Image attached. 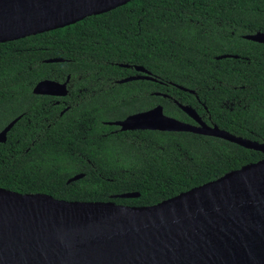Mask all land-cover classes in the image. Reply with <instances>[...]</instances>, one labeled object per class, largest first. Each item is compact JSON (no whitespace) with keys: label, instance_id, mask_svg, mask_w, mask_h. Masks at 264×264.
<instances>
[{"label":"trees","instance_id":"1","mask_svg":"<svg viewBox=\"0 0 264 264\" xmlns=\"http://www.w3.org/2000/svg\"><path fill=\"white\" fill-rule=\"evenodd\" d=\"M257 32L264 33V0H135L0 44V131L21 116L0 144V188L153 206L262 160L263 154L219 138L112 133L119 128L104 124L158 104L166 115L192 123L174 102L154 95L159 92L230 134L264 144V45L243 38ZM222 55L238 58L217 59ZM135 66L158 81L119 84L138 74ZM68 76L69 95L60 105L33 94L39 82ZM132 192L140 197H116Z\"/></svg>","mask_w":264,"mask_h":264},{"label":"water","instance_id":"2","mask_svg":"<svg viewBox=\"0 0 264 264\" xmlns=\"http://www.w3.org/2000/svg\"><path fill=\"white\" fill-rule=\"evenodd\" d=\"M133 1L0 0V44L63 29ZM243 38L264 45L262 32ZM226 58L238 57H217ZM135 71L140 74L118 83L158 81L144 67ZM69 81L70 76L64 83L43 80L33 93L67 97ZM177 105L197 125L166 115L162 106L110 125L214 137L264 155V144L209 126L192 107ZM17 121L0 132V144ZM116 197L135 199L140 193ZM0 264H264V159L153 206L66 201L0 188Z\"/></svg>","mask_w":264,"mask_h":264},{"label":"flooded vegetation","instance_id":"3","mask_svg":"<svg viewBox=\"0 0 264 264\" xmlns=\"http://www.w3.org/2000/svg\"><path fill=\"white\" fill-rule=\"evenodd\" d=\"M136 67V66H135ZM134 67V68H135ZM138 74H140V73H138ZM137 74V75H138ZM136 76V75H135ZM68 78V77H67ZM67 80V79H66ZM70 80H71V77H70ZM62 83H64V82H62ZM69 84H70V81H69V83H68V90H69ZM37 85V84H36ZM176 88H178L179 89V87H181V86H179V85H174ZM35 88V87H34ZM184 88V87H183ZM186 89V88H185ZM34 90V89H33ZM187 90H189V89H187ZM181 91H183V90H181ZM191 90H189L188 92L190 93V94H192L191 92H190ZM184 92H186V91H184ZM194 92V91H193ZM34 94V93H33ZM193 94H195V92L193 93ZM35 95V94H34ZM69 95V94H68ZM154 95L156 96V97H161V98H164V99H169V100H171L172 102H174V104L175 105H177V104H181L178 100H175L173 97H171V96H169V95H167V94H163V93H154ZM36 96H41V95H36ZM41 97H49V98H51V99H49V101H51V104H56V105H60V100H59V98L60 97H55V96H41ZM63 98H66V97H63ZM65 105L67 104V102H63ZM183 105V104H182ZM157 106H162L163 107V105H161V104H158V105H156L155 107H157ZM178 106V105H177ZM185 106H190V105H185ZM155 107H153V108H151V109H154ZM190 107H192V106H190ZM164 108V107H163ZM178 108H179V106H178ZM195 111H196V113L198 114V116L201 118V120L204 122V123H206L207 125H209V126H214V125H216V124H214V123H212V122H210V119H209V122H207V121H205L204 120V116L203 115H200L198 112H197V110L194 108V107H192ZM69 109V106H66V108L65 109H63L61 112H60V115H63V113L65 112V111H67ZM151 109H149V110H151ZM180 109V108H179ZM149 110H145V111H142V112H146V111H149ZM142 112H138V113H142ZM164 112H165V109H164ZM138 113H136V114H138ZM131 115H134V114H131ZM131 115H129V116H131ZM187 115V114H186ZM129 116H127V117H129ZM188 116V115H187ZM126 117V118H127ZM171 117V116H170ZM20 118H21V116L20 117H18V118H16V119H14L13 121H15V120H20ZM125 118V119H126ZM188 118L192 121V123L191 122H186V121H182V120H180V121H182V122H185V123H190V124H193V125H197V123L193 120V119H191L189 116H188ZM125 119H123V120H125ZM178 120V119H177ZM12 121V122H13ZM17 121V122H18ZM116 121H122V120H116ZM11 122V123H12ZM112 122H115V121H109V122H104V124L105 125H108V126H111L110 125V123H112ZM9 125V124H8ZM7 125V126H8ZM16 125V124H15ZM14 125V126H15ZM7 126H5V128L7 127ZM115 127V126H114ZM5 128H3V130L5 129ZM119 128V127H118ZM2 131V130H1ZM0 131V132H1ZM118 131H120V132H129V131H121V129L119 128V130H116V131H111L112 133H117ZM137 131H143V130H137ZM233 135V134H232ZM201 136V135H200ZM235 136V135H234ZM7 139H8V136H7ZM261 144H263V143H261ZM260 153V152H259ZM262 154V153H261ZM264 159V158H263ZM252 164V163H251Z\"/></svg>","mask_w":264,"mask_h":264}]
</instances>
